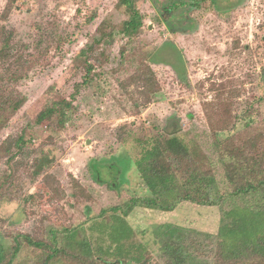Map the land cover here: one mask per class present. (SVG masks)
Wrapping results in <instances>:
<instances>
[{
  "label": "rangeland",
  "instance_id": "1",
  "mask_svg": "<svg viewBox=\"0 0 264 264\" xmlns=\"http://www.w3.org/2000/svg\"><path fill=\"white\" fill-rule=\"evenodd\" d=\"M117 1L16 0L3 18L9 0H0V43L10 34L11 44L19 49L26 44L31 52L33 43L41 39L45 52L28 78L15 86L26 96L25 105L0 128V143L21 132L34 135L19 158L17 187L9 201L0 202L4 264L17 237L19 248L10 264H77L62 254L48 260L46 256L55 249L53 244H61L64 230L78 227L79 238L89 245L86 250L94 253L101 248L106 253L112 250L113 239L126 250L149 245L151 259L158 251L152 233L160 225L217 233L221 213L216 207L181 204L171 213L137 208L122 218L126 201L148 194L138 186L134 165L138 137L129 134L132 128L176 134L197 142L208 156L215 133L221 139L234 134L243 139L249 134L264 147V0H202L197 9L192 7L195 0H183L186 5L177 3L173 9L163 8L167 0H138L144 20L136 50L120 57L127 41L116 36L113 44L104 47L108 61L94 64L101 77L77 96L64 129L51 132L35 125L50 86L68 96L80 81V74H72V63L77 52L91 43L99 24L106 20L111 28H119L126 19L116 11ZM140 58L147 60L159 86L146 107L139 105L130 87L117 84L135 72ZM215 118L231 119L230 127L217 132L207 122ZM39 148L51 159L46 172L52 177L50 185L41 178L29 182V167ZM2 160L0 179L7 167ZM217 177L222 179L220 168ZM49 188L57 189L58 195ZM29 195L32 200L25 202ZM262 218L235 217L242 222L239 236L255 238L264 228ZM54 230L55 242L49 233ZM21 236H30L33 242L49 240L52 245L39 249ZM105 253V257L110 254ZM203 263L212 264L207 258Z\"/></svg>",
  "mask_w": 264,
  "mask_h": 264
},
{
  "label": "trees",
  "instance_id": "2",
  "mask_svg": "<svg viewBox=\"0 0 264 264\" xmlns=\"http://www.w3.org/2000/svg\"><path fill=\"white\" fill-rule=\"evenodd\" d=\"M15 1L9 0L3 18H7ZM195 1L193 9H197L202 0ZM177 3L186 5L183 0H167L163 8L172 6L173 9ZM115 8L125 15L126 19L119 28H111L106 20L99 24L91 43L77 52L72 63V74H80V81L72 85L68 96L63 91H57L55 86H50L49 96L36 114L35 125L43 126L51 132L64 129L65 119L73 111L77 96L101 77L102 74L94 71V64H99L104 59L108 61L104 47L113 44L116 36H122L127 41L120 48V57L125 58L127 51L136 50L144 20L138 9V0H118ZM60 39L61 37H58V40ZM11 40L9 34L2 38L0 43V63L3 70V73H0V128L25 105L26 96L15 86L28 78L30 68L35 67L45 53L41 39L33 43L31 52L26 44L20 45V49L25 48L26 51H20L16 45L11 44ZM169 44L168 46H172ZM24 55H27V58ZM146 61L140 58L135 72L130 77L122 81L117 80L120 88L130 87L135 92L133 96L142 107H146L152 96L159 92L156 74ZM120 64L119 61V66ZM112 72L115 73L113 70ZM12 85L14 87H11ZM207 122L218 132L226 131L232 120L215 118L207 119ZM137 131L139 136H136ZM129 134L138 137L135 142L139 147V155L134 165L139 176L138 186L148 194L126 201L121 206L122 218L126 219L137 208L171 213L181 204L216 207L221 213L217 233L213 235L178 225H160L152 233L153 243L158 247V251L156 259H151L152 251L149 245L143 250L138 249L136 245L132 250H126L117 246L113 239H110L109 246L112 250L106 252L110 253L107 257L101 248H97L94 253L86 250L89 245L79 238L82 229L78 227L64 230L61 244H53L55 249L46 256V260L62 254L77 264H204L205 258L210 259L212 264H264V228L252 239L239 236L242 231L241 220L246 216L255 221L263 217L260 221L264 223V147L258 138L253 139L247 134L241 139L234 134L221 139L215 133L212 155L208 156L197 142H187L176 134H165L163 131H152L145 127L132 128ZM33 138L34 135L27 136L25 132H21L0 143V160L3 159V164L7 166L1 173L0 202L9 201L10 194L17 187L16 169L20 163L19 158L25 149H29ZM35 155L29 167V182L33 184L41 178L45 185H50L52 177L46 172L51 159L40 148ZM219 168L222 171L221 180L217 177ZM75 184L79 186L78 183ZM49 189L55 192V196L58 195L57 189ZM80 190L83 191L82 188ZM31 196L29 195L25 202H30ZM114 215L117 216L115 212ZM234 216H240L241 220L235 219ZM106 229H109V232L111 230L108 226ZM104 232L105 229L102 234ZM49 233H52V241L55 242L58 234H55V230ZM21 238L28 245L39 249H50L52 245L48 243V239L33 242L30 236ZM137 245L142 247L140 243ZM18 248L17 237L6 264H10ZM3 253L4 250H0V264H4Z\"/></svg>",
  "mask_w": 264,
  "mask_h": 264
}]
</instances>
